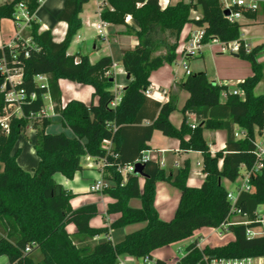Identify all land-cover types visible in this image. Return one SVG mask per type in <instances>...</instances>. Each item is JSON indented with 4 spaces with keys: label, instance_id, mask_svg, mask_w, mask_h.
I'll list each match as a JSON object with an SVG mask.
<instances>
[{
    "label": "trees",
    "instance_id": "16d2710c",
    "mask_svg": "<svg viewBox=\"0 0 264 264\" xmlns=\"http://www.w3.org/2000/svg\"><path fill=\"white\" fill-rule=\"evenodd\" d=\"M89 1L64 0L63 9L56 15L58 21L67 23L62 41H55L51 30L40 31L39 23L33 18L28 28L31 45L27 55L21 49L13 52L7 45L0 48V59L4 56L10 66L22 69L21 79L14 88L24 94L20 114L14 109L8 112L6 90L2 89L6 78L0 71V118L8 116V129L0 121V256L6 255L11 264H116L122 254L151 258L155 249L189 238L200 228H218L229 222L231 202L222 180L234 182L242 167L251 170L256 160V135L264 130V94L256 95L254 88L263 78V66L257 54L264 48V42L247 50L240 38L243 24L229 21L219 0L190 3L178 0L165 8L159 6L158 0H106L108 5L101 11L103 21L126 25L129 15L138 25L134 31L138 44L121 50V64L130 77L121 89L119 102L112 106L116 96L112 91L114 75L107 74L113 65L111 56L92 63L88 55L67 52L73 36L82 27L79 15ZM19 2L27 3L31 14L39 8L36 0H5L0 3V23L4 18L14 20ZM259 9L264 11V2ZM259 9L249 10L244 16L255 20ZM191 10H199L200 19L192 18ZM187 23L204 28L203 42L211 36L222 41L238 40L241 46L237 55L251 63L253 74L238 83L243 96L228 93L222 102L220 96L227 88L225 85L211 82L203 71L189 73L178 83L189 97L182 108L183 122L176 127L170 120V114L177 108L176 99L171 96L161 102L148 96L146 90L151 84L152 72L176 59L179 39ZM154 25L159 26L163 39H152ZM157 45L163 46L165 51L154 54ZM14 53L16 58L11 63ZM38 74L46 76L45 85L36 81ZM60 79L92 86V100L85 103L70 99L63 105ZM45 94L51 99L53 111L61 116L62 125L70 128L73 136L46 131L51 120L37 116L44 105ZM188 113L197 116L195 127L188 123ZM29 125L36 131L33 146L39 157L33 174L21 168L17 162L20 150H15ZM236 127L243 137H237ZM205 129L225 130V148L212 155L203 136ZM155 130L177 138L183 150L202 153L205 178L200 186L187 184L189 160L175 173L167 172L156 160H146L142 187L138 175L123 176L118 171L119 166L134 162L150 149L149 141ZM105 139L112 142L110 152L102 147ZM87 155L107 161L103 177L112 184L104 190L115 199L108 204L107 213H121L109 227L91 226V219L98 215L97 205L73 208L70 200L74 194L53 179L56 172L72 179L76 171L83 169L81 161ZM249 178L251 189L242 191L235 205L250 223L229 225L234 239L223 245L201 248L196 240L192 241L179 258L181 264L264 257V234L247 235L248 228L260 224L256 212L264 205V166L256 173L251 172ZM159 181L169 182L180 191L170 220H163L155 206ZM135 197L141 199L140 207L128 204ZM137 222H146V225L117 242L93 240L110 228ZM70 223L76 226L73 234L66 229ZM36 250L42 254L39 260L32 256ZM154 261L166 264L161 259Z\"/></svg>",
    "mask_w": 264,
    "mask_h": 264
},
{
    "label": "crops",
    "instance_id": "0c3cea01",
    "mask_svg": "<svg viewBox=\"0 0 264 264\" xmlns=\"http://www.w3.org/2000/svg\"><path fill=\"white\" fill-rule=\"evenodd\" d=\"M5 0H0V3ZM100 0H94V6L86 8L84 5L83 11L80 13L82 20V27L77 31L76 38L73 39L69 45V54H83L88 55L90 61L93 63L103 56H111L113 63L116 66L112 69L115 73V68L120 64L119 71L123 74L125 80L119 83L117 89L121 91L128 83L127 73L121 64L123 48H133L138 44V38L134 31L138 29L137 22L130 16L129 20L126 21V25H115L107 23L106 31L108 33L107 39H101L97 36L96 30L92 26L101 19V13H99L98 2ZM107 2L102 7H106ZM64 0H46L34 13L33 18L39 23L40 31L51 30L55 41H62L65 37L67 30V23L64 21H58L56 15L63 9ZM261 10V9H260ZM102 11V10H101ZM243 24L241 27V36L243 43L247 50H250L256 45L264 42V33H250V29L256 28L264 24V15H260L259 12L255 20L244 17L240 20ZM131 27V28H129ZM196 25L193 23H187L181 33L179 43L182 41L184 36L190 29L195 28ZM93 29L95 31L92 50H85L81 47L82 43H86L88 37L85 36L83 30ZM129 29V30H128ZM17 31V24L13 19L4 18L0 23V48L8 44L14 38ZM99 38V40L97 39ZM101 39V41H100ZM218 45H204L200 53L195 57H190L186 61L190 73L205 72L208 79L219 85H225L227 88L221 92L220 99L224 102L227 98L228 93H232L235 89H240L238 83L244 80L246 77L253 74L250 63L242 60L237 54L223 53L219 49ZM213 53V54H212ZM211 54V55H210ZM231 54V55H228ZM210 55V56H209ZM209 58H211L213 64H209ZM258 61L263 66V78L255 86L254 93L256 95L264 94V48L257 54ZM183 58L177 53L176 62L173 64H165L159 69L152 72L150 76V97L161 102L167 101L171 96L176 99V109L170 114V120L176 127H180L184 115L182 108L189 97V93L179 87V82L188 76V73L183 66ZM114 80H116V73L114 74ZM59 86L61 89V100L64 105L70 99H78L85 103H89L92 100L93 88L90 85L80 84L68 79H60ZM241 90V89H240ZM47 107H51V99L45 100ZM58 118L59 128L53 130L52 121L47 126L46 131L49 133L64 132L68 136H73V132L70 128H66L62 125L61 116L55 112L51 114L50 120ZM187 121L191 125L197 123L198 119L195 114H187ZM237 137H243L241 130L236 127ZM159 130H155L151 140L149 141L150 149L145 151L150 154L153 160L160 163L167 172L172 171L175 173L179 167L183 165L186 160L191 161V155L196 158V169H190L187 184L189 186H200L205 178V173L202 170L203 155L200 151L194 150H183L180 148V142L177 138L168 137L162 134L159 137ZM36 131L29 125L26 132L22 134L16 144L15 150L19 149V155L17 162L25 171L34 173V170L38 167L39 157L34 149ZM203 136L210 146V151L214 155L217 151L222 150L226 146L227 133L223 129L210 130L205 129ZM155 139H161L162 143H154ZM256 140H262L260 134L256 135ZM23 160L21 162V158ZM83 169L76 171L73 178L69 179L63 174L56 172L53 174V179L57 184L62 186L65 190L70 191L74 194V197L70 200L73 208H78L86 204H96L98 208V215L91 219L90 224L93 227H109V225L121 216V213H107L108 204L115 201V199L108 194L104 188L111 185L110 180H106L103 177V169L99 165V159L93 156H84L81 161ZM222 162H219L221 167ZM244 171L238 181V178L234 182H230L227 179H223L222 183L229 191H232V185H236V189L240 185L243 176L246 173V168L242 167ZM140 186L144 184V177L139 176ZM102 179L106 185L102 190H94L92 186L97 179ZM180 199V191L178 188L173 186L171 183L166 181H159L156 184V196L155 206L159 212V216L163 220H170L177 208ZM128 204L133 207L141 206V199L138 197L131 198ZM258 217H264V205H261L257 209ZM248 221L246 216L234 214L230 217V223ZM146 225V222L131 223L121 228L109 229L108 232L97 235L94 237V241L99 242L106 239H110L113 242L121 240L127 233L140 229ZM229 226H223L218 228L203 227L194 232V234L181 240L179 242L167 245L165 248H171L175 246V252L178 254V259L186 253V247L189 243L196 240L199 247L206 245L215 246L223 245L230 240L234 239V235L229 231ZM255 230H264V222H260L258 226L252 227ZM67 231L71 234L76 232V226L70 223L66 227ZM162 247L155 249L151 253L152 259H161L168 264L166 259L167 256L162 252ZM136 260L138 264L141 258H136L128 254H122L119 256L116 264H132V261ZM252 264H264V257L251 258ZM0 264H11L6 255L0 256Z\"/></svg>",
    "mask_w": 264,
    "mask_h": 264
},
{
    "label": "built area",
    "instance_id": "2783aa9c",
    "mask_svg": "<svg viewBox=\"0 0 264 264\" xmlns=\"http://www.w3.org/2000/svg\"><path fill=\"white\" fill-rule=\"evenodd\" d=\"M37 3L39 4V7L45 3L46 0H36ZM178 0H158V4L161 8H165L167 6H170L177 2ZM187 3H190L193 0H184ZM223 10H228L229 15L225 16L229 21L231 22H240L241 19H243L244 13L249 11V10H257L260 8L261 4L264 2V0H219ZM106 0H100L98 2V9L99 13H101L102 7L105 5ZM33 15L31 14L28 8L27 3L25 2H19L16 5L15 12H14V21L17 24V31L14 35V38L12 41H10L8 44H6L11 50L14 51H19L20 49L25 52V54H28V47L31 45V37L28 35V28L30 26V22L33 19ZM192 17V16H191ZM200 15H195L194 18L195 20L200 19ZM130 16L128 15L126 17V21L129 20ZM106 25L107 22L103 21L102 19H99V21L92 23V26L96 30L97 36L101 39H107V31H106ZM205 34V30L203 27H198L196 26L193 29H190L187 34L184 36L182 41L179 43L176 53L180 54L182 56L183 60V66L185 67L187 73L189 74L190 71L188 69L187 65V59L190 57H195L197 56L203 46L205 44H210V45H218L220 48V51L223 53H231V54H237L240 50L241 43L238 40H232V41H222L216 36H211L207 42H203V37ZM247 49V48H246ZM16 58V54L14 53L13 60L11 63H14ZM116 66L115 63H113L111 70L107 72V74H115L113 72V68ZM0 71L3 75H5L6 82L3 84L2 89L6 90V100H7V105H6V110L8 112L11 111V109H14L18 114H20V102L24 98V94L18 92L15 90L14 85L20 81L21 76H22V69L18 67H13L8 64L7 59L3 56L0 59ZM36 81L40 85H45L46 84V76L44 74H38L35 77ZM9 85V89L6 88V86ZM234 94H238L240 96H243V91L240 89H235L233 90ZM116 96L112 100L111 105L115 106L119 100H120V93L115 92ZM146 94L150 96V90L149 88L146 90ZM32 97H35V94L31 95ZM50 98L48 94H45L43 96L44 101ZM53 104L51 102V107L50 109L47 107L46 103L44 102L43 107L41 110L38 112L37 116L40 117H47L50 118L51 114H53ZM8 116H4L0 118V121L2 123V126L6 129H8V123H7ZM107 126H110L109 123H107ZM112 128L113 125H111ZM191 127H195V124H191ZM262 137V140H256L255 141V156L256 160L253 165V168L251 170L246 169V173L242 178V181L238 188L236 189V192L234 191H228L227 198L231 202V215L234 214H239L242 215V212L239 208L236 207V201L239 196V194L242 191H249L251 189L250 183H249V177L251 172H258L261 167L264 166V130L260 134ZM112 146V142L110 139H105L103 141L102 147L107 151L110 152ZM153 157L146 153L143 152L141 157L136 159L134 162L129 163L124 166H119L118 171L125 176L127 173L130 174H135L140 176L138 173L135 172V164L138 162L144 163L148 159H152ZM99 165L101 169H103L107 165V161L105 158H100L99 159ZM106 185L104 184L102 179H97L94 185L92 186V189L94 190H102ZM257 213V212H256ZM257 221L259 222H264V217H258L257 215ZM238 223H250V221H243V222H236V223H223L220 227L223 226H229L231 224H238ZM264 230H255L253 228H248L247 229V235L249 237H254V236H259L263 235ZM30 248L27 247L26 251H29ZM139 264H155L154 259L146 256L141 258V261ZM173 264H181L179 259H177ZM210 264H252L251 258H242V259H221V260H212Z\"/></svg>",
    "mask_w": 264,
    "mask_h": 264
},
{
    "label": "rangeland",
    "instance_id": "374dc122",
    "mask_svg": "<svg viewBox=\"0 0 264 264\" xmlns=\"http://www.w3.org/2000/svg\"><path fill=\"white\" fill-rule=\"evenodd\" d=\"M91 6H94V0H90L85 5L86 8L91 7ZM190 14H191L192 17H194L195 15H200V11L199 10H191ZM259 14L263 16L264 15V11L259 9ZM83 31H85L83 33L85 34V36L88 37V40L86 41V43H82L81 44V47L82 48H85V50H88V51L89 50H92L93 49L94 38H91V37L94 36V35H96L95 34V31L93 29H87V30H83ZM250 33L251 34H253V33H260V34L264 33V24L261 25V26H258L256 28L250 29ZM163 36L164 35L160 31L159 26L158 25H154V27L152 29V33H151L152 39L161 40V39H163ZM75 38H76V34L73 36V39H75ZM97 39L99 40V38H97ZM100 41H101V39H100ZM205 45H210V44H205ZM164 51H165V48L163 46L157 45V47L154 50V54H159V53H162ZM228 55H231V54H228ZM241 59L247 61V63L249 62L246 59H243V58H241ZM175 62H176V59L172 63H170V64H173ZM209 64L210 65L213 64L211 58H209ZM250 65H251V63H250ZM119 68H120V64L118 65L117 68H115L116 80H114V85L112 87V91L113 92H119L120 93L121 91L117 89V86L119 85V83H122L125 80V78L123 77V74L120 73ZM51 121L54 124L53 125V128H52L53 130L59 128V125H57L59 123V119L58 118H53L52 117V120ZM192 124H195L196 125V123H192ZM158 135H159V137H162V134L160 132L158 133ZM154 143H162V141H161V139H155ZM191 156H192L191 157V161H190L191 168L192 169H196L197 168V166H196L197 160L194 157V155H191ZM22 160H23V156L21 158V162H22ZM243 172L244 171L241 169L240 177L243 174ZM240 177L238 178V181L240 180ZM231 187H232V191L236 192V185L234 184ZM165 247L166 246L162 247L163 248L162 249V252H164V255L167 256L166 259L168 261V264H173L178 259V257H179L178 254L175 252V248L176 247L175 246H173L171 248H165ZM32 256H33V258L35 260H39L41 258V256H42V254H41V252L39 250H36V251H34L32 253ZM132 261H134V262H132V264H138V262L136 260H134V258H133Z\"/></svg>",
    "mask_w": 264,
    "mask_h": 264
},
{
    "label": "water",
    "instance_id": "95a60500",
    "mask_svg": "<svg viewBox=\"0 0 264 264\" xmlns=\"http://www.w3.org/2000/svg\"><path fill=\"white\" fill-rule=\"evenodd\" d=\"M223 13H224L225 16L229 15V11L228 10H224ZM129 77H130V75L127 74V78H129ZM6 88L9 89V85H7ZM144 166H145V163H141V162H138V163L135 164V172L138 173L142 177H145ZM58 191H59V188H58Z\"/></svg>",
    "mask_w": 264,
    "mask_h": 264
}]
</instances>
